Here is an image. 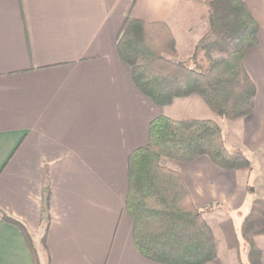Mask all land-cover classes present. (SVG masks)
<instances>
[{"label":"crops","instance_id":"crops-1","mask_svg":"<svg viewBox=\"0 0 264 264\" xmlns=\"http://www.w3.org/2000/svg\"><path fill=\"white\" fill-rule=\"evenodd\" d=\"M131 1L0 0V264H34L22 227L5 215L27 227L41 264H166L134 243L127 157L147 142L152 118L190 115L171 109L188 97L161 106L136 86L117 48ZM245 1L259 23L243 58L257 86L252 111L227 120L197 98L201 114L190 116L225 127L228 146L253 168L223 169L207 155L171 162L196 205L218 202L224 219L264 198V0ZM205 10L192 0H136L131 15L166 21L186 59L208 28ZM254 239L264 264V233ZM204 264L241 260L225 247Z\"/></svg>","mask_w":264,"mask_h":264},{"label":"trees","instance_id":"trees-1","mask_svg":"<svg viewBox=\"0 0 264 264\" xmlns=\"http://www.w3.org/2000/svg\"><path fill=\"white\" fill-rule=\"evenodd\" d=\"M192 1L207 9L209 28L188 58L179 57L166 21L131 15L136 0L129 4L118 32L119 56L130 66L138 89L158 105L197 96L227 120L246 116L254 106L257 86L243 58L258 42V20L245 0ZM202 155L223 169L253 168L250 157L229 147L221 125L207 117L155 116L147 142L128 155L125 205L133 220L134 243L147 258L166 264H204L218 256L216 235L205 216L218 204L196 205L183 174L168 162H189ZM5 219L22 227L34 264H41L27 227L8 215ZM222 226L241 264H263L254 239L264 233L263 197L253 198L239 231L231 216ZM242 242L247 245L246 263Z\"/></svg>","mask_w":264,"mask_h":264},{"label":"rangeland","instance_id":"rangeland-1","mask_svg":"<svg viewBox=\"0 0 264 264\" xmlns=\"http://www.w3.org/2000/svg\"><path fill=\"white\" fill-rule=\"evenodd\" d=\"M205 12H206L205 20L207 23V27L209 28V18H208L207 9L205 10ZM186 33L189 34L190 32L186 31ZM196 99H197V96H192V97L185 98L184 100H181V101H183L182 104H181V102H179L180 104H175V106L171 107L172 112L174 114H179L177 111H182L181 110V108H182V109L186 110L187 114H190V115L201 114V107L199 104H197ZM198 99H201V98H198ZM201 101L203 103H205L202 99H201ZM190 115L185 116V117H193ZM216 115H218V114H216ZM223 129H224L223 131H225V127ZM168 162L171 164L172 160H168ZM242 171H247V170L242 169ZM214 204H218V205L214 208V210L211 213H206L205 216L208 218L209 223H210V225H211V227H212V229L216 235L217 247L219 250L222 248H225V247L233 248L230 245L228 231L224 226H222L223 221L225 220L224 219L225 214L223 212H225L227 210H225L223 207H221L218 202H214ZM248 210L249 209H247L246 207L245 208L241 207L238 210H236L235 212H230V214H232V217H233V220H234L236 227H240L242 220H243L244 216L247 214ZM246 250H247V245H246V243L242 242V257L244 256L243 254H245V256H246ZM236 255H237V253H236ZM244 261L246 263V260H244Z\"/></svg>","mask_w":264,"mask_h":264}]
</instances>
